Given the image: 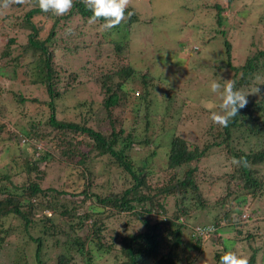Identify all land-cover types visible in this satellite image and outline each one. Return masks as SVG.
<instances>
[{
	"label": "trees",
	"instance_id": "obj_1",
	"mask_svg": "<svg viewBox=\"0 0 264 264\" xmlns=\"http://www.w3.org/2000/svg\"><path fill=\"white\" fill-rule=\"evenodd\" d=\"M233 1L236 0H226L225 7H229ZM249 2L252 0H247V3ZM207 5L209 9L215 10L216 15H212L211 20L215 19L220 28L224 20L223 7L218 0H212ZM3 10L0 9V20L7 21V24L0 22L3 30L1 34H6L4 30L8 33L9 28H22L27 30V33L20 56L12 53L17 45V31L16 34L8 33L6 51L0 55L1 68L7 65L14 71H19L20 57H31L26 62L30 64L29 70L25 67L26 74L29 75L30 81L32 78V83L45 84L49 95V99L43 103L36 99L31 100L38 102L39 105H34L37 114L43 118L41 120L38 116L28 114L26 98L20 92L7 90L2 93V106L5 107L4 99L10 93L14 96L13 102L19 106L20 116L28 120L26 126L21 125L19 132L11 135V139L16 145L22 141L20 144L24 148L18 146V150L25 153L26 157L30 154L32 157L29 155V158L33 164L37 163L35 160L47 161L55 143L67 145L62 150L63 160L66 162V168L74 172L71 174L74 178L66 176L61 189L45 187L42 184V176L33 175L24 157L12 159L16 170L13 174L0 173V190L5 194L4 200L16 204L3 208L6 201H0V232L6 230L3 220L10 213L24 218L26 230L31 226L39 227V235L29 236L36 244L34 254L39 264H44L40 259L42 240L48 238L54 248L61 245L64 247L58 253L56 264H90L103 250L119 252L122 260L118 264H180L184 260L189 264H197V259L206 255L209 258L201 264H219L220 257L228 251L247 256L249 264H264V210H259L264 207L257 205L259 200L264 202V84L259 85L261 81L253 84L258 76L264 80V50L261 48L254 53L257 49L255 46L262 41L259 37L262 36L259 13L250 14L254 23L251 26L253 32L248 48L245 50L246 45L240 48L241 52L246 51L243 62L232 60V56L240 55V51L224 36L226 57L224 64L220 65H224L225 70L230 72L229 79L237 82L238 90L247 93L252 86H258L261 94L248 95L247 106L239 110L237 117L233 118L227 127L207 121L208 125L203 124L195 132L186 130L181 133L178 128L180 125L191 124L186 120L197 121L200 116L205 117L206 113L209 119L211 109L199 104L202 106L200 111L204 112L202 114H199L196 108L194 112L184 111L190 106L192 99L185 94L180 96L181 99H177V96H163L152 110L155 96L149 89L154 85L151 86L147 78L148 73L140 72V69L132 66H127V72H122L126 67L121 64L110 71H97L96 68L94 70L97 73L93 77L96 78L103 95L100 103L101 114L107 123L103 126L104 129L87 125V121L93 119L94 115V112L89 110L90 107L88 110L91 111V117L84 115L79 122L57 119L53 102L73 86H78L76 79L79 73L72 72L66 77L62 90L55 88V80L59 81L60 71H64L70 62L66 58L68 51L89 49L103 41L96 33L94 38L97 41L91 40L87 45L80 41L75 30L83 25L88 29L94 27L99 30L104 21L89 24L92 13L81 0H75L71 11L61 17L43 13L33 0L24 17H16V20L21 19L19 23H11L9 15L6 16ZM128 11L134 12V15L109 30V39L103 31L100 32L105 39L112 42L114 52L120 50L123 44L127 46L128 36L132 34L134 24H144L143 18L132 4L126 14ZM38 15L44 16L48 22L34 23L35 19L32 18ZM69 26L74 28V34L66 36L65 29ZM219 28L217 32L224 35L225 29ZM194 47L192 50L198 49L196 45ZM252 48L255 50L252 51ZM3 57L9 60L1 63ZM221 59L223 58H219ZM88 64H91L90 61ZM17 68L18 70H15ZM220 68L221 66L217 67L215 74L219 75ZM121 74L123 78L119 79ZM33 75L34 78L31 77ZM137 75L141 79L138 89ZM225 80L228 79L221 77L220 83L224 84ZM201 87L204 89V84ZM212 101L215 102V99ZM218 104L216 99L215 105ZM44 105L50 109L47 117L42 115ZM81 107H85L84 104H75L77 110ZM166 116L167 122H175L171 127L166 128L163 124L151 125V118L165 122ZM127 120L134 124L131 131H126L124 127ZM3 124L0 123V129ZM141 124L144 126V133L139 135L135 131ZM150 127L160 129L155 132L160 138L157 137V142L151 149L152 155L158 146L166 153L165 166L159 169L166 175L162 180L156 179L155 172L146 163L139 166L133 157L126 153V149H130L133 143L149 146L154 142L155 138L146 133ZM69 132L81 133L92 141V146L89 150L81 151L76 157H70L73 146L70 145L72 138L67 136ZM0 140L3 138L0 137ZM48 141L55 142L50 150L47 149L51 146ZM0 147L2 154L4 149L1 145ZM213 154L220 156L222 164L228 165L227 173L210 174L207 168L200 167L202 161ZM93 155L94 158L107 156L109 166L114 167V172H122L121 188L108 193H96L90 189L92 184L87 173V163ZM233 157H243L248 166L233 165ZM66 174L68 175V172ZM220 180L223 182L222 186H217ZM19 181H23L24 185H19ZM213 186L222 188L218 195L215 191L211 192ZM65 195L72 199L81 198L80 202L76 204L72 200L74 206L58 204L60 199H65ZM87 201L89 203H86ZM78 207H81V212L77 211ZM245 209L250 211L247 217L243 216ZM35 211L40 216L34 220ZM200 213H205L202 220L198 217ZM209 225L214 231H206ZM10 230L12 227L7 234ZM186 237L192 249L187 247Z\"/></svg>",
	"mask_w": 264,
	"mask_h": 264
},
{
	"label": "rangeland",
	"instance_id": "obj_2",
	"mask_svg": "<svg viewBox=\"0 0 264 264\" xmlns=\"http://www.w3.org/2000/svg\"><path fill=\"white\" fill-rule=\"evenodd\" d=\"M211 1L212 0H132L131 4L143 18L144 24H134L132 34L128 36L127 46L123 44V47L120 46V50L115 52L113 51L112 42L107 40L110 38V32L103 31L107 38L105 39L100 33L102 31L101 28H99V30L94 27L88 29V27H85L86 25H83L82 28H77L75 32L79 34L78 36L82 42L87 44L91 40L97 41V39L94 38V34L96 33H98L103 41L94 44L89 49L82 48L68 51L66 58L70 62L64 68V71H60L59 81L55 80V88L58 91L62 90L67 79L66 77L72 72L79 73L76 79L78 86L76 88L73 86L70 91L64 92L59 99L53 102L56 118L62 121L79 122L84 115L91 117L92 114L89 110H92L94 112L92 116L93 119L87 121V125L104 129L105 127L103 126L107 125V123L105 122L104 116L101 114L102 107L100 103L103 95L100 92L99 84L95 80L96 78L93 77V75L97 73L94 72V70L110 71L111 69L120 67V64L126 67L125 71L123 70L122 72H127L129 70L127 66H132L136 69H140V72L148 73L147 78L150 80L151 86L154 85L153 88L150 87L151 89H149L150 93H153L155 96V102L151 105L152 110L160 102L161 98L167 95H170L169 97L177 96V99H181V95H189L190 98H192L191 103L184 111L194 112L196 108L199 110V114L204 113L200 111L202 106L199 104L203 105L204 108H209L208 104L215 105L216 99L220 104L222 101L219 96L210 91V83L212 80H216L220 83L221 77L228 80L231 77L230 72L225 70L226 67L220 65L221 63L224 64V59L226 57L223 37L225 36L227 39H230L232 41L231 44L240 51V55L235 54L232 56V60L236 59L239 63L241 61L243 62L246 55L245 50L248 48L249 40L253 32L251 26L254 25V23L251 20L250 14L256 12L261 15L259 21L261 23L260 30L262 36L259 37L260 39L262 38V41L258 42V45L255 46L257 49L255 50V48H252V51L255 50L254 53H256L261 48L264 50V0H252V2L249 3H247V0H236L229 4V7H225L226 0H218L223 7L222 13L224 16L223 24L220 28L216 25L215 19L211 20L212 15H216L215 10L209 9L207 5ZM28 8H30V5L27 4L13 5L8 9H4L3 12L6 16L9 15L8 19L11 20V23H16L17 21L19 23L21 19L16 20V17L23 18ZM32 19H35L34 23L37 24L48 22L42 15L35 16ZM0 22L3 25L7 24V21L2 22L0 20ZM1 23L0 55L2 52L6 51L8 33L16 34L17 31V36H15L17 45L12 53L13 55L20 56L27 30L22 28H9L8 33L4 30L6 34H1L3 32V30H1ZM15 27L17 26L15 25ZM218 28L219 30L224 28L226 33L222 35V32H217ZM247 29L249 30L246 31ZM207 39H210V41ZM194 45L198 47L197 50H192ZM245 45V50L241 52V47ZM7 51L10 52V50ZM231 51H234L233 46L231 47ZM23 57L24 56L20 57L19 60L21 63L20 66L22 67H18L19 71H14L13 68L7 65L1 68L0 65V97L2 93L7 90L20 92L23 97L26 98L28 114L30 116H38L39 118L40 115L37 114L34 103L37 105H39V101L43 103V101L49 99V95H47L45 84L39 82L32 83V78L30 81L29 75L26 74L25 67L29 70L30 64L26 62L30 60L31 57L27 56L25 59ZM219 58L223 59L219 60ZM8 60L9 58L4 59L3 57L1 63ZM88 61H90L91 64H88ZM218 66H221L218 72L219 75L215 74L218 70ZM18 68L15 70H18ZM31 77L34 78V75ZM122 78L123 75L121 74L119 79ZM258 82V80H255L253 84ZM139 83H141V79L139 75H137L136 89L140 87ZM203 84L205 86L204 89L201 87ZM13 99L14 96L9 93L8 97L4 99L5 107L2 106V102H0V123H4L2 129H0V137L3 138V140H0V145L4 149L3 153H0V173L3 175L8 173L13 174L16 169H14L12 159L24 157L23 159L26 164L28 163V165H30L33 175L40 174L42 176V184L45 187H56L61 189L66 176L72 179L74 178L71 176L74 172L66 168V162L63 160L64 155L62 154V150L64 149L63 147L67 145L63 146L61 144H56L54 141H48V144L51 145L47 148L48 150H50L55 143L53 151L49 154V159L47 161H37L34 159L37 163L33 164L32 159L29 158L30 154L26 157L25 153H21L18 150V146L21 149L24 148V146L21 145L22 141H19V144L17 143L16 145L15 141L11 139L12 134L19 132V127L21 125L26 126L28 123L26 118L20 116L18 112L19 106L13 102ZM33 99H36L38 102H32L31 100ZM212 99H215V102H213ZM0 100H2V97ZM75 104H84L85 107H81L77 110ZM42 107V115L47 117L50 109L47 105ZM88 107H90L89 110ZM211 111L220 112V109L218 107H213ZM212 112H210V114ZM200 117L201 118L197 121L186 120V122H191V124L180 125L178 128L181 130V133L186 130L195 132L199 127H202L203 124L206 123L208 125L207 121H211L210 118L208 119L207 113L205 117ZM40 119L42 120L43 118L40 117ZM167 120L168 116L165 117V122H162L160 119L151 118L150 123L153 126L154 124L158 126L163 124L166 128L171 127L175 123L174 121L167 122ZM129 121L127 120L124 125L127 129L126 131H131L134 127L133 122ZM115 123L118 124L117 121H115ZM157 131H160V129H152V127H150L146 132L148 136L155 138L154 142H151L149 146L133 143L130 149H126V153L133 157L137 165L140 166L146 163L147 166L155 172L156 179L162 180L166 175L163 170L159 169L163 168L166 163L165 150L158 146L154 149V155L151 153L154 143L157 142V137L160 138L155 134ZM136 132H138L139 135L144 133L143 124L138 126L135 133ZM189 134H191V131ZM67 136L72 138L70 145L73 146V153L70 154V157H76L79 153H82L81 151L89 150L90 146H92V141L85 138L81 133L69 132ZM188 137L190 138V136ZM91 150H93L92 147ZM95 155L90 157V162L87 163L89 169L87 173L90 183L92 184L91 188H89L96 193H108L117 188H121L123 181L122 172H114V167L109 166V159L107 156L94 158ZM219 158L220 156L213 154L204 159L201 166L200 164L199 166L203 169L207 168L210 174L213 172L220 175L227 173L229 171L228 165L222 164ZM67 172L68 175L66 174ZM210 174H208L209 178ZM23 183V181H19V185H24ZM222 183L223 182L220 180L217 186H222ZM221 189V187L213 186L211 192L215 191L214 193L218 195ZM4 197L5 194L0 190V201H6ZM80 199L81 198L72 199L69 195H65V199H60L58 204L66 203L68 206H74V203H79ZM72 200L75 202L73 203ZM86 203H89V201ZM14 204L16 203H9L6 201L4 202L3 208H10ZM17 205L19 204L17 203ZM257 205H262L264 207V202L259 200ZM24 209H26L25 205L23 206V210ZM259 210H264V208H259ZM77 211L81 212V207H78ZM249 212L250 211L246 210V217L249 215ZM34 213L35 216L33 218L35 220V218H38L40 215L37 214L38 212L36 211ZM204 215L205 213H200L198 216L199 220L204 219ZM3 222V227L6 230L4 229L5 231L2 230V232H0V264H39L34 254L36 244L29 239L30 235H39V227L31 226L30 229L26 230L24 218L14 213L6 215ZM11 227L12 230L7 234ZM42 241L40 259L44 261V264H56L58 253L60 250H63L64 247L61 245L60 247L54 248L49 238ZM186 242L187 247L192 249L188 237H186ZM121 257L119 252L114 253L103 250L96 255L93 262L90 264H118L122 260ZM201 257L203 258L197 259V264H199V262L200 264L204 263L209 258L207 255ZM78 261L80 262L81 260L79 259ZM80 264L83 263L80 262ZM180 264L189 263L184 260Z\"/></svg>",
	"mask_w": 264,
	"mask_h": 264
},
{
	"label": "clouds",
	"instance_id": "obj_3",
	"mask_svg": "<svg viewBox=\"0 0 264 264\" xmlns=\"http://www.w3.org/2000/svg\"><path fill=\"white\" fill-rule=\"evenodd\" d=\"M74 2L75 0H35V4L43 13H51L56 17L67 15L73 8ZM81 2L92 13L88 20L89 24H95L100 20L104 21L100 25L102 31H109L134 15L132 11H128L126 14L132 0H81ZM32 3L33 0H0V9H8L13 5H31ZM73 34V27L69 26L65 29L66 36ZM256 79L261 81L259 85L264 84L261 77ZM225 81L223 85L216 80L211 81L210 91L217 94L222 102L219 105L208 104L210 109L213 107L220 109V112L214 111L211 113L210 120L221 127H227L229 122L237 117L239 110L247 106L248 95L261 94V89L258 86H254L249 92L245 93L236 88L237 82L235 80ZM231 163L241 167L248 166L247 160L243 157H233ZM206 231L212 232L214 228L209 225ZM219 264H249V258L243 254L228 251L220 257Z\"/></svg>",
	"mask_w": 264,
	"mask_h": 264
},
{
	"label": "bare ground",
	"instance_id": "obj_4",
	"mask_svg": "<svg viewBox=\"0 0 264 264\" xmlns=\"http://www.w3.org/2000/svg\"><path fill=\"white\" fill-rule=\"evenodd\" d=\"M24 138V137H23Z\"/></svg>",
	"mask_w": 264,
	"mask_h": 264
}]
</instances>
